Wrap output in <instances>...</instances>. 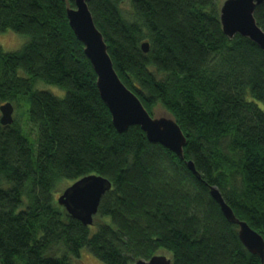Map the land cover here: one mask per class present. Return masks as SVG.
I'll list each match as a JSON object with an SVG mask.
<instances>
[{
  "label": "trees",
  "instance_id": "trees-1",
  "mask_svg": "<svg viewBox=\"0 0 264 264\" xmlns=\"http://www.w3.org/2000/svg\"><path fill=\"white\" fill-rule=\"evenodd\" d=\"M87 5L118 77L151 115L159 104L172 116L184 156L137 125L115 129L69 26L72 1L0 0V28L33 36L21 52L0 54V105L15 109L0 123V264H74L82 248L104 264L154 254L172 264H264L209 192L217 187L264 239V51L223 33L216 0ZM253 15L264 31V1ZM89 174L111 188L86 226L54 194Z\"/></svg>",
  "mask_w": 264,
  "mask_h": 264
},
{
  "label": "water",
  "instance_id": "water-1",
  "mask_svg": "<svg viewBox=\"0 0 264 264\" xmlns=\"http://www.w3.org/2000/svg\"><path fill=\"white\" fill-rule=\"evenodd\" d=\"M73 7L66 8L70 28L83 44V52L89 59L96 74V87L100 98L107 106L112 124L118 132L130 125H137L151 142H157L183 158L186 137L172 116L154 117L142 105L118 77L107 45L101 32L96 28L87 5V0H70ZM264 0H224L219 8V20L223 33L232 38L235 34L249 38L264 51V31L254 18L255 6ZM146 52L148 43H141ZM13 120V106L10 102L0 105V123L8 125ZM187 167L198 176L192 161ZM111 188V182L100 175L89 174L68 185L57 197V203L83 225H91L102 195ZM210 195L218 203L221 212L230 222L237 225V235L244 247L261 260L264 257V239L245 221L236 218L224 201L219 190L210 186ZM134 264H172L164 254H154L148 259H137Z\"/></svg>",
  "mask_w": 264,
  "mask_h": 264
},
{
  "label": "clouds",
  "instance_id": "clouds-1",
  "mask_svg": "<svg viewBox=\"0 0 264 264\" xmlns=\"http://www.w3.org/2000/svg\"><path fill=\"white\" fill-rule=\"evenodd\" d=\"M32 39V33L29 31L17 30L11 26L0 28V54L21 52ZM35 87H51L53 91H57V94H62L57 90L56 86L45 85L42 81H37Z\"/></svg>",
  "mask_w": 264,
  "mask_h": 264
},
{
  "label": "rangeland",
  "instance_id": "rangeland-1",
  "mask_svg": "<svg viewBox=\"0 0 264 264\" xmlns=\"http://www.w3.org/2000/svg\"><path fill=\"white\" fill-rule=\"evenodd\" d=\"M224 0H216V4H217V7L218 9L220 8V6L222 5V2ZM122 7L124 8V14H125V17H127L128 19H133V16L131 15V12L129 11V8H128V5H127V2H122ZM130 15L132 17H130ZM44 88H51V87H44ZM57 88V87H56ZM48 91H50L51 93H54L55 95H58V96H61L62 94H57V91H53L52 88L51 89H47ZM57 90L59 92L62 93V91L57 88ZM257 105L259 108H261L262 110H264V103L262 102H257ZM152 112H153V116L154 117H159V116H168L169 113L159 104H157L155 107H153L152 109ZM13 115H15V109H14V112H13ZM69 183V182H68ZM66 185L64 184H60L58 185V188H57V191L55 194H54V199L57 198V194L58 193H61L66 187ZM80 259L79 261L77 260H73V263L74 264H104L103 262H101L99 259H97L95 256H93L87 249L85 248H82L80 250ZM166 254V253H165Z\"/></svg>",
  "mask_w": 264,
  "mask_h": 264
}]
</instances>
